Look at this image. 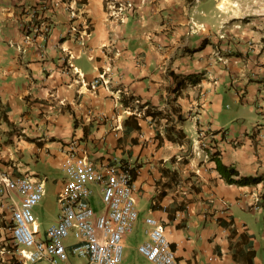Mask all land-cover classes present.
I'll list each match as a JSON object with an SVG mask.
<instances>
[{"label": "crops", "instance_id": "obj_1", "mask_svg": "<svg viewBox=\"0 0 264 264\" xmlns=\"http://www.w3.org/2000/svg\"><path fill=\"white\" fill-rule=\"evenodd\" d=\"M66 1L90 22L85 44L70 33ZM120 2L132 5L118 20L104 0H0V177L46 185L36 166L49 163L58 194L76 140L77 154L131 169L143 234L135 264H147L137 246L148 216L180 264H264V0ZM109 65L110 88H92ZM194 74L196 84L181 81ZM167 117L181 141L167 139ZM201 131L214 133L223 163L260 180L228 183L197 154ZM8 218L0 207V264H15L1 253Z\"/></svg>", "mask_w": 264, "mask_h": 264}, {"label": "built area", "instance_id": "obj_2", "mask_svg": "<svg viewBox=\"0 0 264 264\" xmlns=\"http://www.w3.org/2000/svg\"><path fill=\"white\" fill-rule=\"evenodd\" d=\"M104 4L109 16L118 20L123 19L126 6L132 5L120 0H104ZM65 6L73 22L72 37L85 44L90 22L80 13L78 4L66 1ZM27 28L24 25V30ZM29 39L30 35L25 34V40ZM112 72L113 66H107L91 87L102 85L109 89ZM213 136L200 132L197 154L202 155L204 162L210 161L211 153L217 150ZM77 149L78 143L73 140L60 165L65 180L57 194L59 211L43 233L34 208L45 196L44 179L6 174L0 177V207L9 212L8 236L1 253L6 252L15 264H74L71 257L83 259V264L122 263L125 237L133 232L138 220L131 169L118 161H92L86 154H77ZM96 196L102 204L99 210L93 205ZM259 198L255 209L261 208ZM143 233L145 239L137 249L147 264H180L160 220L146 217ZM69 238L74 240L66 242Z\"/></svg>", "mask_w": 264, "mask_h": 264}, {"label": "rangeland", "instance_id": "obj_3", "mask_svg": "<svg viewBox=\"0 0 264 264\" xmlns=\"http://www.w3.org/2000/svg\"><path fill=\"white\" fill-rule=\"evenodd\" d=\"M36 168L40 170V173L49 176V179L46 183L45 196L40 205L34 208V213L37 217L38 222L40 223L41 232L43 233L45 229L56 219L58 213L57 185L52 181V179L57 175V170H55L52 165H49V163L43 164L41 162L37 164ZM58 173L62 174L61 171H59ZM93 205L98 210L102 207L99 197H94ZM246 216L250 218L252 217V219L255 220V218L262 216V212H256L252 214L246 213ZM136 225L137 226H135V230L132 234L129 235L127 242H125L126 247L124 248L123 253V263L126 262L127 264H135L139 259V254L135 250V246L138 240L142 239L143 234L141 223L139 222ZM73 240V238H69L66 242H72ZM70 261L74 264H83L84 262V260L79 257H71ZM36 264L49 263L44 261Z\"/></svg>", "mask_w": 264, "mask_h": 264}, {"label": "trees", "instance_id": "obj_4", "mask_svg": "<svg viewBox=\"0 0 264 264\" xmlns=\"http://www.w3.org/2000/svg\"><path fill=\"white\" fill-rule=\"evenodd\" d=\"M183 80H186L192 84H196L198 81H200V76L197 74L185 75L181 77V81ZM124 105L130 106L129 101L124 100ZM144 115L151 116L153 119L156 120H159V118L164 117L162 111L153 110L152 108H148V107L145 110ZM136 127H138V125H136ZM165 131H166L167 139L173 142H179L181 141V139L185 138L186 136L181 129L177 128L175 119H172L171 117H167V125ZM213 140L214 137H212V141ZM211 160L214 161L215 163V169L220 173L221 177L224 178L228 183H233L237 185H246L250 183H255L260 180L255 177L242 176L234 166L226 165L225 163H223L222 160L220 159V152L218 149L211 153Z\"/></svg>", "mask_w": 264, "mask_h": 264}]
</instances>
